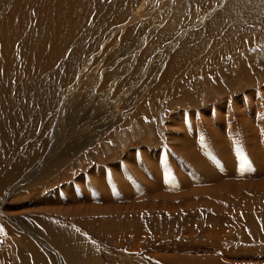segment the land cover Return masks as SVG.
Here are the masks:
<instances>
[{
    "label": "rangeland",
    "instance_id": "rangeland-1",
    "mask_svg": "<svg viewBox=\"0 0 264 264\" xmlns=\"http://www.w3.org/2000/svg\"><path fill=\"white\" fill-rule=\"evenodd\" d=\"M101 27L0 180V264H264V0H138Z\"/></svg>",
    "mask_w": 264,
    "mask_h": 264
},
{
    "label": "bare ground",
    "instance_id": "bare-ground-1",
    "mask_svg": "<svg viewBox=\"0 0 264 264\" xmlns=\"http://www.w3.org/2000/svg\"><path fill=\"white\" fill-rule=\"evenodd\" d=\"M136 2L138 0H0L1 181L7 180L16 164L25 159L26 153L33 147L32 139L35 134L39 138L43 137L46 128L43 119L47 123L51 119L47 116L45 99L48 98L51 107L55 108L57 98L53 92L63 83L60 81V74L65 72L67 80L75 79L73 73L81 66L86 52L91 50L93 44H98L99 40L96 38L104 29L102 24L109 26L126 19ZM120 5L125 8L117 13ZM90 31L93 34L90 35ZM162 35L163 33L161 37ZM204 43L205 41L201 44ZM85 45L88 46L84 49ZM116 72H110L109 77L112 78L111 75ZM182 139L188 138L183 136ZM35 157L36 154L32 153L23 162V168ZM153 167L157 172L158 169L161 170L156 163ZM135 170L143 174L146 171L140 165ZM141 176L150 186L153 183L159 187L165 185L160 178L151 181L146 174ZM96 179L99 180L100 188L94 201L110 202L115 197L110 194L114 188L109 183L103 184L102 179ZM168 184H171L170 181ZM165 188L171 190L170 185H165ZM154 189L155 187H149L146 190L153 192ZM85 198L89 196L86 195ZM80 201L83 202L84 199Z\"/></svg>",
    "mask_w": 264,
    "mask_h": 264
}]
</instances>
